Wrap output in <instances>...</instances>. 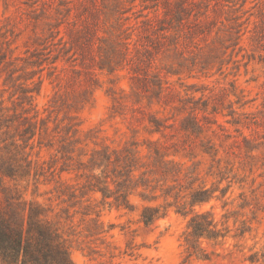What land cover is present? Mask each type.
I'll return each mask as SVG.
<instances>
[{"label":"rangeland","instance_id":"obj_1","mask_svg":"<svg viewBox=\"0 0 264 264\" xmlns=\"http://www.w3.org/2000/svg\"><path fill=\"white\" fill-rule=\"evenodd\" d=\"M2 102L21 117L19 131L33 123L36 136L26 148L19 142L20 155L0 141V158L31 172L4 179L0 208L8 197L48 209L75 264H264V0H0ZM191 119L205 127L202 134L183 130ZM152 141L197 174L191 189L179 181L182 195L231 185V210L241 193L257 199L263 211L251 234L205 242L219 254L211 261L187 260L189 216L172 208L147 226L137 195L129 212L103 206L101 194L89 192L88 171L77 168L93 150L134 145L146 153ZM235 142L234 172L220 184L217 160L225 173ZM248 147L255 159L246 156ZM88 207L93 213L84 217ZM195 211H213L217 220L224 213L217 200ZM254 252L260 261L246 260Z\"/></svg>","mask_w":264,"mask_h":264},{"label":"trees","instance_id":"obj_2","mask_svg":"<svg viewBox=\"0 0 264 264\" xmlns=\"http://www.w3.org/2000/svg\"><path fill=\"white\" fill-rule=\"evenodd\" d=\"M4 61L6 58L1 57V63ZM23 93H25V99L32 98V96H27L30 93L28 90H24ZM10 111L4 102L0 104V141L5 144L6 148L14 147L16 155H20L23 145L19 142H24V148L29 146V142L36 136V130L32 123L31 127L21 133L19 131L21 117L18 114H11ZM28 111L25 109L24 114ZM37 117L38 113L33 118ZM29 121L28 117L22 120V122ZM41 121L44 123L43 119ZM189 123V126L183 127L184 131H190L196 135L203 133L205 127L197 119H191ZM233 123L239 124L240 122L235 120ZM155 132H160L159 128ZM25 134H29V138H23ZM8 138L11 142L7 146ZM245 141L247 145H253V141L249 139ZM237 143L235 142L226 150V165L223 167L225 173L220 167L222 160H217L221 175H223L218 181L220 184L230 178L225 174L234 172L232 157L237 156V153L233 146ZM254 149L246 148L248 158H256L252 156L256 151ZM61 151L66 156L71 153L68 145L63 146ZM206 153L214 160L217 159V152ZM175 155V152L170 154L165 151L160 141L149 142L146 153L134 145L123 149L106 146L101 150H93L88 161H81L77 170L88 171V177L91 180L89 192L100 193L103 206L133 212L136 207L131 203V197L137 195L142 202L140 220L147 226L165 218L172 208L177 213L189 216L188 229L185 232L186 259L211 261L219 254L215 251L208 252L203 246L205 242L217 246L224 244L229 238L237 242L245 239L253 230V221L263 210L257 203V199L249 198L245 193L239 195L241 202L238 203L236 209L231 210L229 206L237 201L235 198L229 202L227 198L231 185L222 189L203 186L193 190L190 194L182 195L184 186L179 181L186 180L191 185V189L198 178L194 170L187 171L182 163L171 158ZM181 175H183L182 179ZM30 176V165L25 167L19 161L11 163L5 157L0 158V191H4L5 178L23 180ZM170 182H178L179 185H170ZM239 183L242 188V182ZM217 191L220 195L215 194ZM71 197L76 198V193L72 192ZM6 198V208H0V264H75L71 258L68 239L61 230L59 222L50 218L48 209L39 203L14 202L12 198ZM212 200L222 202L224 213L221 220L216 219L213 211H195L197 206L202 207ZM77 203L75 202V207ZM90 209L91 207H88L87 212H82V215L84 217L92 215L93 212ZM231 220L233 226L230 225ZM234 246L239 248L238 251L243 252L238 243ZM259 256V252H254L246 260L256 263L260 261Z\"/></svg>","mask_w":264,"mask_h":264}]
</instances>
